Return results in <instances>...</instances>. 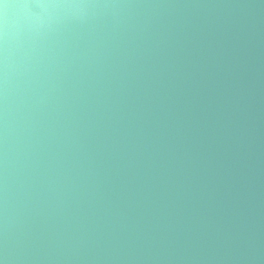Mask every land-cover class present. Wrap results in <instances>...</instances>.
<instances>
[{
  "label": "water",
  "instance_id": "water-1",
  "mask_svg": "<svg viewBox=\"0 0 264 264\" xmlns=\"http://www.w3.org/2000/svg\"><path fill=\"white\" fill-rule=\"evenodd\" d=\"M0 264H264V0H0Z\"/></svg>",
  "mask_w": 264,
  "mask_h": 264
}]
</instances>
